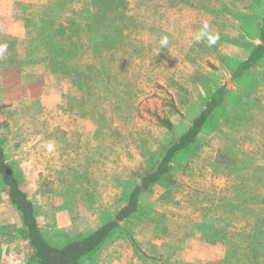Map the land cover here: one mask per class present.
Returning a JSON list of instances; mask_svg holds the SVG:
<instances>
[{"label": "rangeland", "instance_id": "374dc122", "mask_svg": "<svg viewBox=\"0 0 264 264\" xmlns=\"http://www.w3.org/2000/svg\"><path fill=\"white\" fill-rule=\"evenodd\" d=\"M263 13L264 0H0V143L50 242L116 214L217 90L196 142L104 250L213 264L264 231V57L233 77ZM205 22L215 44L193 39ZM223 227L225 243L203 238ZM18 228L0 182V244L19 247Z\"/></svg>", "mask_w": 264, "mask_h": 264}, {"label": "trees", "instance_id": "16d2710c", "mask_svg": "<svg viewBox=\"0 0 264 264\" xmlns=\"http://www.w3.org/2000/svg\"><path fill=\"white\" fill-rule=\"evenodd\" d=\"M259 21L257 31L261 44L255 46L248 57L237 66L233 73L234 78L240 77L241 74L252 69L264 57V13ZM222 97L223 92L221 90L213 93L206 107L193 119L187 131L167 148L157 167L140 178L139 184L135 185L129 192L126 203L112 218L80 238L59 245L51 243L42 234L37 223L33 203L20 189L0 143V182L4 187L8 203L18 215V234L27 241L37 264H81L87 255L98 249L110 234L120 227V223L128 224L136 215L140 195L169 173L170 163L178 152L196 142L202 126L219 106ZM218 221L222 222L223 220L219 218ZM259 227L244 235L249 241V245L244 248H237L235 245L229 247V245L224 244L219 264H264V261L261 262L264 259V231ZM202 235L205 240L222 244L226 242L228 233L224 227L213 230L208 228ZM239 251L241 252L240 256H238Z\"/></svg>", "mask_w": 264, "mask_h": 264}, {"label": "crops", "instance_id": "0c3cea01", "mask_svg": "<svg viewBox=\"0 0 264 264\" xmlns=\"http://www.w3.org/2000/svg\"><path fill=\"white\" fill-rule=\"evenodd\" d=\"M112 217H110V218H112ZM110 218L106 219L105 221L109 220ZM105 221H102L100 224H98L97 226H95L92 230L88 231L87 233L95 230L97 227H99L100 225H102ZM122 225H124V224L120 223V227L116 228L110 234V236L108 237V239L98 249H96L91 254L87 255L83 259V261L81 262V264H139L140 263L139 262L140 261L139 260V256H137V258L131 259V253H132V251H129L130 253H124L122 251V253L119 252L117 254H114L115 250H113L112 257H110V254L109 253H106L105 252L106 249L104 247L107 245L106 244L107 241L109 240V238L111 237V235H113L117 231H119L122 228H124ZM19 239L21 240V244H19V247H17L18 244L16 246H12L11 243H10V245H4L2 243L0 244V247H2V249L5 250V252L3 253V256L2 257L0 256V264H37V262L33 259L32 252H31L30 248L28 247L27 241L24 240V239H22L20 237V235H19ZM219 249L220 250L222 249L221 246H219ZM4 254H5V257H4ZM139 255L141 256L140 253H139ZM221 256H219L218 259H217V261L214 262L213 264H219L220 263ZM155 262H156V264L158 263L157 261H155Z\"/></svg>", "mask_w": 264, "mask_h": 264}, {"label": "clouds", "instance_id": "9594fccd", "mask_svg": "<svg viewBox=\"0 0 264 264\" xmlns=\"http://www.w3.org/2000/svg\"><path fill=\"white\" fill-rule=\"evenodd\" d=\"M194 41L199 42L202 39H207L208 43L210 45L215 44L216 41L219 39L218 36H213L208 31V24L205 22L202 25V28L194 34L193 36ZM169 40L167 36H163L160 40V46H168ZM7 51V45L6 44H0V56H3V54Z\"/></svg>", "mask_w": 264, "mask_h": 264}]
</instances>
